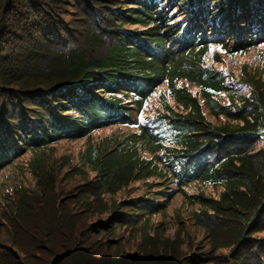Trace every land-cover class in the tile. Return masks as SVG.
Wrapping results in <instances>:
<instances>
[{
	"label": "trees",
	"instance_id": "obj_1",
	"mask_svg": "<svg viewBox=\"0 0 264 264\" xmlns=\"http://www.w3.org/2000/svg\"><path fill=\"white\" fill-rule=\"evenodd\" d=\"M216 1L209 0L210 18L179 33L182 27H162L167 9L157 0H0V171L13 166L16 176L3 192L7 205L0 201V216L12 226L0 221V264H29L27 256L36 254L29 250L60 235L67 244L75 238L73 253L65 251L53 264H189L183 242L157 238L161 223L155 237L149 234L151 189L173 180V162L164 159L172 154L195 169V180L224 186L217 208L198 209L211 232L194 264H264V255L254 252L264 247V47L238 64L209 54L214 45L235 54L263 45L264 13L257 18L256 11L264 12V0ZM191 50L199 54L190 58L197 66L189 61ZM186 68L194 70L198 88L179 91L185 111L169 107L167 116L160 114L153 140L135 121L123 140L111 134L103 144L92 140L85 160L82 152L78 163L65 157L59 168L73 171L64 178L77 174L87 184L60 201L49 144L90 137L109 128L112 116L129 120L130 107L119 94L161 79L174 87L178 76L191 72ZM140 95H132L138 103ZM133 138L155 157L131 149ZM29 151L34 157L24 164ZM118 192L126 199L108 202L106 195ZM206 199L193 195L186 208ZM91 205L112 216L86 221L83 207ZM6 241L21 255L3 246Z\"/></svg>",
	"mask_w": 264,
	"mask_h": 264
},
{
	"label": "rangeland",
	"instance_id": "obj_2",
	"mask_svg": "<svg viewBox=\"0 0 264 264\" xmlns=\"http://www.w3.org/2000/svg\"><path fill=\"white\" fill-rule=\"evenodd\" d=\"M219 1L213 2L214 5L219 3ZM207 3L209 4V0H207ZM137 26L138 25H135V24L129 25L130 28H136ZM171 44H174V42H171ZM263 47H264V45L260 46L259 48H257V51L263 50ZM250 48H252V47H250ZM250 48H248V50ZM223 51L225 52V54L229 53L228 50L223 49ZM213 53H215V52L212 49H210L209 50L210 56ZM254 53H256V51L253 48L247 54L240 53L239 55H237V57L233 61V63L238 64V63L244 61L248 57H253ZM193 55L199 56L198 53H195L193 50H191L188 52L189 61H190L191 56H193ZM190 62L193 64V66H197V64H195V62L193 60H191ZM189 70L190 69L186 68L184 71H189ZM190 71L191 72H186L182 76H178V77H182L184 80H189V81H183V80L182 81L184 83L188 82V84H190V85L192 84L191 86H194L193 82L191 81L192 80L191 77H193L194 70H190ZM160 86L165 88V84H161ZM136 92L137 91H134V93H136ZM146 93L147 92H145L143 97H145ZM107 95L108 94L106 93L102 96H103V98H105ZM131 109L132 108H130V110ZM139 109H140V103L137 104V107H135V109L133 110L132 116L135 118V121L138 118L137 112ZM146 116H151V113L150 112L145 113L144 118ZM116 119H117V117H116ZM111 122L112 123L106 122V124L108 123V126L113 125L114 127H109L106 129L99 130V131L93 133L92 136H90V137H85V138L78 139V140H63L60 142H51L49 144L50 146H52V147H50V149L54 148V151H53V153L49 159L52 162H56L52 166V170L54 171L55 174H57V177H55V184H56L57 189L60 193V196H59L60 201L66 200L67 198L74 197L75 193H73V191L76 188L80 187L81 185H86L87 180H83L80 177V175H77V174L74 175L73 177H69L68 179H65L64 175L69 174V172H71L73 170H70V168L68 166H66V167L63 166L60 169L58 164L60 162H62V160L67 156L70 157L71 159H74L75 162L78 163V156H79L80 152H82V154L84 155L83 160H85V158L87 157V147H88V145H91L92 140H93V142L95 141L97 145L103 144V140L110 138V137H108L110 134L112 136L117 135L118 138L123 140V133L128 130V127L123 126V125H119L115 121H111ZM117 146H120V145L117 144ZM146 151L147 150H143V154L145 156H150V153L148 152V154H147ZM33 153H34V151H33ZM33 153L31 151L27 152L26 154H24V157H22L20 160H22L23 163L25 164L26 158H29L32 156L34 157ZM73 166H75V165H73ZM13 169H14L13 166H11V167H8V168L0 171V201L3 200L6 205H7L6 199H5L6 197L4 196L3 192L7 191V187L11 188V186L12 185L14 186L15 185L14 183H16V176L12 177V173H11L13 171ZM6 175H8V176H6ZM28 175H29V178L31 179V182H32L30 185L32 187H35V184H34L35 179H36L35 176L32 175L30 172L28 173ZM26 184H28L27 181H26L25 185ZM189 193H191V191H189ZM122 194H123L122 192H118L116 194H107L106 198L109 199L108 202H111V200H116V199L117 200L126 199L125 195H122ZM11 197H12V195H11ZM7 200L9 202V206H11L12 202H13V198L7 199ZM177 200H179V199H177ZM73 206L76 207L75 203L73 204ZM82 206H83V203L81 202V206L78 208L82 209ZM88 208H89V210H85V208L83 207V212H84L83 216H84V218H86V221H88V222L89 221L93 222L96 220L98 221L99 217L101 220L106 219V217L109 216V213H107V211L104 214H97V210L93 205H91ZM175 210H176L175 206H173L171 208V211L169 210L170 215H172V216L165 219L167 222L166 225H162V228H164V230L161 231V233H159L162 238H169L170 240L175 238V234H176L175 229H176L177 225H175V213H172V211H175ZM111 216H109V217H111ZM153 220H154V221H152L153 223L150 224L149 234L155 237L156 227L158 226L157 217L153 218ZM159 220H162V218ZM0 221H2L3 224L7 228H12L11 224L4 217L0 216ZM186 224H188V223H186ZM66 239H67V237L63 238V236H61V235L59 236V238H55V239L54 238L51 239L50 237H48V239L45 241L46 242L45 247H43L40 250H38V247H36L35 249H32V250H29L30 252L36 251V254L34 256L29 254L27 256V262L29 264H53L54 261L57 263L60 259H62V257L60 258V255L62 253H64L65 251H71V252H67V254L73 253V245L75 244V238L70 243V244H72V246L70 244H67ZM137 242H139V239ZM161 242H163V240ZM3 246H5L9 249L12 248V249H10L11 251L17 253L18 255H21L20 251L15 246H13L10 242L6 241L5 243H3ZM75 248H77V247H75ZM26 253H28V250L26 251ZM64 264H66V263H64Z\"/></svg>",
	"mask_w": 264,
	"mask_h": 264
},
{
	"label": "clouds",
	"instance_id": "obj_3",
	"mask_svg": "<svg viewBox=\"0 0 264 264\" xmlns=\"http://www.w3.org/2000/svg\"><path fill=\"white\" fill-rule=\"evenodd\" d=\"M198 85V84H197ZM196 88H198V87H196ZM195 90H197V89H195Z\"/></svg>",
	"mask_w": 264,
	"mask_h": 264
},
{
	"label": "bare ground",
	"instance_id": "obj_4",
	"mask_svg": "<svg viewBox=\"0 0 264 264\" xmlns=\"http://www.w3.org/2000/svg\"><path fill=\"white\" fill-rule=\"evenodd\" d=\"M263 22V21H262Z\"/></svg>",
	"mask_w": 264,
	"mask_h": 264
}]
</instances>
